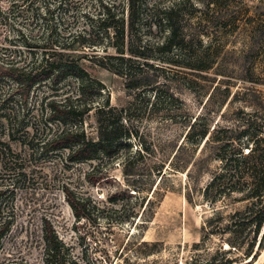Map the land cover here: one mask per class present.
<instances>
[{
    "label": "rangeland",
    "instance_id": "1",
    "mask_svg": "<svg viewBox=\"0 0 264 264\" xmlns=\"http://www.w3.org/2000/svg\"><path fill=\"white\" fill-rule=\"evenodd\" d=\"M125 2L0 0L6 17L0 16V65L30 61L24 40L53 29L65 36L91 30L84 14H97L100 4H110L118 13ZM145 2L148 10L151 6L175 8L180 33L189 40L182 51L160 53L155 47L166 34L145 16L138 23L132 44L149 46L147 60L163 69L155 72L161 76L155 91L147 93L150 87L127 90L123 77L98 65L94 57L117 53L95 30V50H69L86 55L79 64L104 86L102 99L108 97L117 109L130 105L123 124L134 137L111 157L72 164L65 151L32 155L18 139L20 134L10 139L1 120L0 142L18 156L16 167L25 177L15 181V175L2 171L0 184H10L14 191L17 226L39 229L40 218H49L60 238L79 254L85 252L91 264H195L196 259L198 264H208L221 260L226 242L244 241L225 231L231 216L249 206L244 195L218 189L206 195L205 188L221 173L220 145L228 142V153L241 147L246 154L247 142L238 132L248 126L264 137V47L257 49L252 39L253 24L264 20L259 17L264 14V0ZM126 43L129 50L128 39ZM12 86L6 81L0 84V99ZM75 88L76 83L69 81L62 91L70 93ZM39 96L31 95L28 107L39 103ZM82 127L88 138L96 140L98 126L93 115L84 118ZM205 131L207 136L199 140ZM64 188L75 197L90 198L106 207L109 219L91 217L77 222ZM112 197L116 204L110 203ZM129 212L136 217L122 221L121 216ZM262 233L253 249L256 257L251 261L242 258L244 263L264 264V245L257 249ZM242 246L245 252L247 243ZM237 255L242 257L234 251L226 258Z\"/></svg>",
    "mask_w": 264,
    "mask_h": 264
},
{
    "label": "trees",
    "instance_id": "2",
    "mask_svg": "<svg viewBox=\"0 0 264 264\" xmlns=\"http://www.w3.org/2000/svg\"><path fill=\"white\" fill-rule=\"evenodd\" d=\"M145 3V0H126L123 10L118 13L114 12V6L100 4L101 9L97 14L83 16L91 30L65 36L53 29L34 39L24 40L30 61L23 65L12 61L0 65V84L6 81L13 85L9 93L0 99V121H4L11 140L20 134L18 139L28 145L32 155H54L65 151L67 162L74 164L91 161L97 156L111 157L124 145V141L134 137L123 124V115L130 105L117 109L111 106L108 97L102 99L104 86L91 78L79 64L86 55L69 50H95L97 45L92 41L95 30L102 42L111 44L117 53L115 56L94 57L98 59V65L123 77L127 90L150 87L147 93L155 91L161 77L155 72L163 69L159 64L147 60L149 46H141V42L132 44L138 23L145 16L150 21H156L159 29L166 34L155 47L160 53L182 51L189 40L180 33L175 8L151 6L148 10ZM3 14L4 10L0 7V16L6 20ZM262 16L264 14L259 17ZM253 25L252 39L257 49H261L264 47V20L260 18ZM19 33L24 38L21 30ZM127 39L130 42L129 50L126 49ZM197 39L201 42L200 36ZM36 56L39 59H35ZM69 81L76 83V88L70 93L63 92L62 88ZM43 88L45 91L41 92ZM39 94V103L36 102L33 108L28 107L29 97H38ZM90 115L94 116L98 126L96 140L88 138L82 127L84 118ZM39 132L42 133L41 137L38 136ZM207 133L202 132L198 139L203 140ZM238 134L247 142V153L243 154L241 147L228 153L226 149L229 143L220 145L218 151L221 153L222 170L212 178L205 188V194L218 189L221 193L229 190L230 193L244 195L249 206L231 216L225 231L232 238H242L247 243V249L241 252L244 241L240 239L237 243L226 242L227 249L221 252V260L208 264H249L256 257V253H252L262 230L257 249L264 245V137L260 138L256 131L251 132L249 126ZM17 158L6 143L0 142V173L5 171L8 175H15V181L25 177L16 167ZM9 185L0 184V264H91L85 252L79 254L60 238L49 218H40L39 229L17 226V214L12 207L14 191L10 190ZM63 192L77 222L91 217L95 220L109 219L106 207L98 202L75 197L66 188ZM110 203L116 204L115 197L110 198ZM123 215L122 221L136 217L135 212ZM234 251H238L242 257L226 258V254ZM242 258L251 259L244 263ZM194 262L198 264L200 261L196 259Z\"/></svg>",
    "mask_w": 264,
    "mask_h": 264
}]
</instances>
